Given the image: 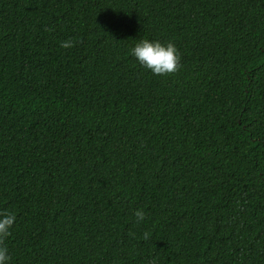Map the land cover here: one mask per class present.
I'll return each instance as SVG.
<instances>
[{"label": "trees", "instance_id": "obj_1", "mask_svg": "<svg viewBox=\"0 0 264 264\" xmlns=\"http://www.w3.org/2000/svg\"><path fill=\"white\" fill-rule=\"evenodd\" d=\"M6 211L8 264H264V0H0Z\"/></svg>", "mask_w": 264, "mask_h": 264}, {"label": "clouds", "instance_id": "obj_2", "mask_svg": "<svg viewBox=\"0 0 264 264\" xmlns=\"http://www.w3.org/2000/svg\"><path fill=\"white\" fill-rule=\"evenodd\" d=\"M60 46L64 48L71 47L72 41H62ZM129 52L142 67L149 69L153 74L173 73L179 67L180 53L172 42L161 43L158 40L140 39L130 48ZM133 215L137 223L145 218L143 208H137ZM15 220L16 215L14 212L0 213V240L9 235ZM143 238L147 240L149 233L144 232ZM9 259L8 249L0 246V264H8Z\"/></svg>", "mask_w": 264, "mask_h": 264}]
</instances>
